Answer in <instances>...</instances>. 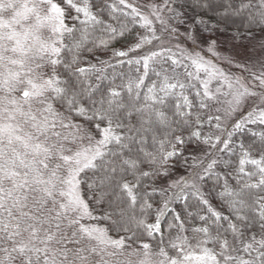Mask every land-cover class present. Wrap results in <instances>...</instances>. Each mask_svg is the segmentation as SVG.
Returning <instances> with one entry per match:
<instances>
[{"label":"snow or ice","instance_id":"snow-or-ice-1","mask_svg":"<svg viewBox=\"0 0 264 264\" xmlns=\"http://www.w3.org/2000/svg\"><path fill=\"white\" fill-rule=\"evenodd\" d=\"M12 3L0 0V10ZM172 5L173 0L161 4L104 0L94 11L92 0H22L17 17L0 20V264L17 260L20 264H89L93 255L101 257L97 264H264V195H253L254 190L264 192V128L260 132L248 128L264 126V64L259 72L241 66L247 76H237L220 66V61H233L216 51L214 40L202 41L210 59L195 49L164 44L163 35L156 32L162 27L166 35H174L173 21L185 22L183 13ZM255 7L250 22L264 26V0ZM120 17L126 23H120L118 30L112 21ZM199 23L208 31L203 20ZM136 26L149 34L128 39L125 33L131 36ZM65 37L71 38L69 44ZM118 37L127 40L126 47L113 49L112 58L121 67L126 64L129 73L134 70L135 77L127 76L121 90L112 82L104 85L108 80L104 68L115 66L99 61L100 68L90 65V69L100 83H91L84 75L88 70L74 67L80 63L81 51L88 43H92L88 52L106 50ZM187 38L193 44L198 39L193 32ZM153 41L160 43L145 52ZM65 51L70 59L62 58ZM59 65H63L64 79ZM150 72L156 79L146 86ZM125 76L113 71V80ZM122 90L130 96L127 104L121 101ZM248 100L255 107L241 111ZM205 113H211L207 120ZM76 117H82L91 129L74 123ZM133 117L135 123H124ZM212 121L221 135L202 131L204 123ZM201 137L213 156L220 155L206 168L201 161L202 172L197 175L193 170L191 184L181 177L169 185L190 192L169 194L151 223L146 216L136 215L138 203L142 214L152 208L146 198L149 194L140 191L141 181L168 176L169 161L182 156L193 140L201 142ZM69 143L74 150L66 146ZM219 165L222 172H215ZM245 165L251 168L246 170ZM145 166L147 170L142 171ZM87 170L116 199L127 202V209H121L119 219L111 222L116 237L109 235V228L84 222L95 219L80 194V176ZM210 176L218 185L223 181L218 196L227 215L213 208L200 191L197 182ZM233 178L234 186L229 183ZM32 193L38 197H33L29 208ZM188 195L197 201L196 212L187 211ZM173 196L184 202L181 211L168 208ZM166 211L172 214L168 227L175 229V235L170 231L165 244L161 217ZM184 214L200 221L191 228V236L186 234ZM257 226L260 238L253 233L245 239V230ZM133 227L143 228L149 237L159 233L157 250L140 240ZM64 229H71V234Z\"/></svg>","mask_w":264,"mask_h":264},{"label":"trees","instance_id":"trees-1","mask_svg":"<svg viewBox=\"0 0 264 264\" xmlns=\"http://www.w3.org/2000/svg\"><path fill=\"white\" fill-rule=\"evenodd\" d=\"M111 2V0H109ZM251 2L253 7L251 8H242V4H248ZM94 5V11L101 7L104 3V0H92ZM258 3V0H173V7L176 8L177 11L183 13L181 19L185 22L183 24H177L173 21V27H187L191 26L195 28L197 31H201L202 33L206 34L209 32H216L222 29H226L228 31L234 33H244V32H251L254 34H262L264 35V26H261L257 23L250 22V17H252L255 12L257 11L255 5ZM204 5H208L205 7ZM171 15V14H170ZM107 17V13L105 11V18ZM203 20L208 28V31H204V25L200 24L199 21ZM195 21V23H194ZM69 26H71V21H68ZM113 25L117 27L119 30L120 23H126L123 17H120L118 21H112ZM129 28H132L133 25L128 24ZM143 29L139 26L135 27V30L131 33V36L128 33H125V36L128 39H133L137 34L142 35ZM79 33H77V36ZM99 36V32L96 34ZM107 39V36L104 37ZM65 44H69L71 42L70 37H65L64 40ZM127 40L124 38H117L110 43V46L105 49H97L93 52H88L87 48L92 47V43H88L86 48L81 51L79 60L80 63L78 65H74V67H82L85 68L86 73L84 74L87 79L90 80L91 83L97 84L100 83L96 81L95 75L96 73L90 69V65H95L97 68H100L101 65L99 61H107L108 64L115 66L114 68L105 67L104 72L108 76V80L103 81L104 85H108L109 82H112V86L116 87L117 90H121L120 86L126 83L127 76L135 77L136 73L133 70L129 73L128 66L125 64L123 67L116 64V59L112 58V50L117 49L120 50L126 47ZM146 52V51H145ZM143 55L144 53H140ZM62 58L70 59L71 56L65 51ZM57 70L61 74V78H66L64 75V68L63 65L57 66ZM113 71L120 73L123 72L126 74L125 79H121L120 77H116L113 80ZM149 75L151 79L148 77L145 78L146 86L151 85L152 81L156 79L154 75L150 72ZM146 90V87L141 89V99L142 94ZM135 97V92L132 94ZM121 101L125 104L130 102V96L126 90H122V97ZM59 108V105H57ZM90 114V113H89ZM67 115V112H65ZM206 113L204 115V118ZM71 118V117H70ZM74 123L83 124L85 128H90L89 125L82 117H76L73 120ZM129 122L135 123V117L129 121L127 118L124 119V123L128 124ZM248 128L252 132H260L262 128L255 125H249ZM231 131V128L228 129ZM247 131V129H246ZM92 135H95V130L92 129ZM185 137L188 136V133L185 132ZM221 135V133H220ZM240 136H237V141L240 139ZM203 137H201V142H197L193 140L191 143L187 144L183 149V155L178 158H173L169 161V175L166 177L161 176H150L144 178L140 184V191L147 192L149 195L146 197L149 202L152 204V208L145 213H140V204L135 205V214L136 215H144L147 218V222L151 223L154 219L157 210L163 206L165 200L169 198V194L175 193L176 195H184L185 193H189V188H183L181 191L180 188L176 187H169L170 185V178L175 177L172 182L179 180L181 177H184L186 180H189L190 174L193 172L194 169L197 170V175L202 172L198 166L201 161H203V166L206 168L208 162L212 159L219 156V153H216L215 156L212 154V149L209 147L210 145L204 144ZM196 158L195 160L193 158ZM255 158H259L258 156ZM246 170L251 168V165H245ZM147 166H145L142 171H146ZM223 165H219L215 168V172H222ZM128 180H132L131 176L126 177ZM81 185L80 190L88 202L91 212L94 216V221L102 227L109 228V235L116 237L117 233L111 229V222L114 219H119V214L121 209H127V202H122L116 199V194L109 188L101 186L99 180L94 177V173L91 170H87L86 174L82 173L80 176ZM95 180V182H94ZM135 183L134 180H132ZM171 182V183H172ZM193 181L189 180V184ZM198 186L200 187V191L204 194V197L209 200L210 204L213 208L218 211H224V214L227 215L226 208L223 207L222 201L218 196V193L223 191V181L218 185L216 183L215 176H210L203 181H198ZM230 184L233 186L235 185L234 178L229 181ZM89 185H92L90 188ZM147 186V187H145ZM155 189V191H153ZM253 195H264V192H260L259 190H254ZM187 204L189 205L187 211L189 212H196L198 210V204L196 199L188 195ZM184 207L183 201H176L175 196H173L172 202L169 203V209H176V211H181ZM129 214H133L129 212ZM203 214V213H201ZM111 217L109 219L108 217ZM182 219L185 221V226L189 229L186 233L187 235L191 236V228L198 226L200 221L198 218H190L186 214L182 216ZM161 221L163 223V240L166 244L169 239V232L171 231L172 235H175V229H169L168 225L172 222V214L169 211L165 212V215L161 217ZM136 231L137 236L140 240L144 242H148L152 244L153 251L157 250V246L160 245L161 242V235L156 233L154 236L149 237L145 232L144 229L141 228L136 230L134 227L132 229ZM253 233L257 234V239H259V228L258 226L254 229L245 230V239H248ZM120 235H125V233L121 232ZM131 235V232L128 233ZM131 243V241H128ZM211 247V245H209ZM131 250V249H128ZM245 258H247L245 256Z\"/></svg>","mask_w":264,"mask_h":264},{"label":"rangeland","instance_id":"rangeland-1","mask_svg":"<svg viewBox=\"0 0 264 264\" xmlns=\"http://www.w3.org/2000/svg\"><path fill=\"white\" fill-rule=\"evenodd\" d=\"M137 2L140 4L152 3V2L161 4L163 3V0H137ZM21 11H22V0H13L11 7L0 10V20H11L17 17L18 13H20ZM176 28H177V32L174 35H171V36L166 35L165 30L162 27L160 31L156 32V35L157 36L163 35L162 42L164 44H168V43H171L173 45L179 44L183 48H187L190 50L195 49L196 51H201V54L209 59L211 58V56L207 52V45L204 44L202 41L205 39L214 40L216 44V51L220 55L231 57L233 61L232 64H228L224 61H220L219 62L220 66L223 67L226 72H231L237 76H241V75L247 76V73L243 71L241 66H246L250 71L259 72L262 70L261 64H264V35L262 34H254L251 32L234 33L226 29L204 34L201 31L199 32L195 28H192L191 26L182 27V28L176 27ZM143 32L144 33L142 35L149 34L147 30L145 29H143ZM189 32H193L198 37L195 44H193V42L187 38ZM45 35H47V32H45ZM159 43L160 41H153L152 44L145 46V51L147 52L149 50H154V45H158ZM47 70L48 69H46V71ZM256 103L258 104L259 101H256ZM249 105L255 107V104L253 103V101L248 100L246 104L243 106V108L241 109V111H244L246 108H248ZM208 114H211V113H206L205 120H207ZM214 124H215V121H212L211 124L207 122L204 123V125L202 126V131L205 134L215 133V135H220L221 131L216 129L214 127ZM259 127L264 128V126H259ZM85 143H87V141H85ZM66 146L69 148H73V150L75 148V146L70 143L67 144ZM174 178L175 177L170 178V184L172 180H174ZM80 194L83 197L81 190H80ZM33 197H38V193L30 194V198L28 200L29 208L32 207ZM83 199L85 200L84 197ZM85 202L88 204L86 200ZM51 207L52 205L51 203H49L48 208H51ZM88 207L91 212L89 204H88ZM29 208H25L24 210L28 211ZM84 222L102 227L99 224H97L96 221H94V219L86 218ZM37 227H40V225L37 224ZM43 227L47 228L48 225L44 224ZM53 230H55L54 227H53ZM64 230L69 235L71 234V229H64ZM41 235H43V233H41ZM24 237L27 238V233L24 234ZM51 246L55 247L56 245L53 243ZM126 251H131V250L126 249ZM171 254H174V253L170 252V255ZM100 259L101 257L99 255H93L90 257L89 264H97V261H99ZM104 259H108V257L105 256ZM121 259H124V257H121ZM131 259L135 260L136 258L131 257ZM16 264H20V261L17 260Z\"/></svg>","mask_w":264,"mask_h":264}]
</instances>
